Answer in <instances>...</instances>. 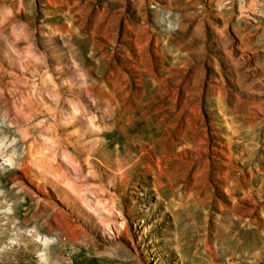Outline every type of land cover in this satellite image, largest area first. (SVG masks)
<instances>
[{
	"label": "rangeland",
	"instance_id": "1",
	"mask_svg": "<svg viewBox=\"0 0 264 264\" xmlns=\"http://www.w3.org/2000/svg\"><path fill=\"white\" fill-rule=\"evenodd\" d=\"M108 1L0 0V17L9 14L0 38V264H193L198 227L209 245L221 230L231 247L247 246L236 264H264L263 45L208 0ZM189 11L200 23L176 33ZM19 33L27 38L16 52L9 44ZM42 75L60 87L62 111L75 99L97 112L94 123L78 113L49 128L20 92ZM83 77L92 95L80 93ZM23 100L28 111L14 108ZM41 127L53 143L21 139ZM47 151L61 174L44 163Z\"/></svg>",
	"mask_w": 264,
	"mask_h": 264
},
{
	"label": "bare ground",
	"instance_id": "2",
	"mask_svg": "<svg viewBox=\"0 0 264 264\" xmlns=\"http://www.w3.org/2000/svg\"><path fill=\"white\" fill-rule=\"evenodd\" d=\"M88 1H100V0H88ZM137 1H135L136 3ZM209 3L215 4V8L218 10L219 13H222L223 15H228L229 21L233 23L234 26L237 28H242L244 23H247L248 25L241 29L242 31H245L246 34H248V39L252 40L254 37L258 38V43L263 45L264 49V16L262 19H259L260 13L259 11H264V0H208ZM114 3L115 5L120 6H128L131 4L130 0H110L108 2H105V4H108V8L110 7V4ZM19 4H15V6H18ZM236 5L239 6V12L235 13ZM122 9V7H120ZM182 17L179 19V22L177 25L172 28V30L178 32L186 33L188 32L193 26H196L200 23L201 20L197 19V14L195 11H189L185 12ZM189 19L190 22L182 25V19ZM249 18L255 20L257 19V23L254 25H250ZM9 19V14H3L2 17H0V38L3 32V27L6 24L7 20ZM235 20L236 23H235ZM253 29V32L251 31ZM27 38V35L24 33L15 34L12 36V41L14 43L9 44V47H11L16 52L19 51L17 48V43L24 42ZM40 44L41 42L38 41ZM45 47L51 48L48 44H44ZM34 57V55H32ZM29 61V58L27 59ZM27 65L32 64V62H25ZM61 75L63 74V71H60ZM85 79H82L83 83V90L80 92L81 94L85 93V95L91 94V89L88 84V81L86 77H83ZM67 82L73 86L76 81V77L74 76H68L66 78ZM25 86L28 88L26 91H20L21 97L28 99V101L31 104V107L33 108L34 112L37 113V115L45 117V124L49 126L51 129H57V125L59 124V117L61 115H65L68 120L72 121L73 123L78 122L80 119V116H78V113H81V115H85L88 118L89 124H93L94 120L97 118V112L95 114L91 113L90 109L84 105H81L79 101L75 99H71L69 97H66L68 101V108L70 109V106L72 107L70 111H62L60 109L63 100L61 98L60 94V87L56 84H54L55 79L50 75H42L41 78L36 80L31 79H24ZM17 90V89H16ZM27 93V96L25 94ZM92 95V94H91ZM47 96H51L53 98L52 100L49 99V103H46V99L48 100ZM23 101H20V104H17V107L14 108L17 109L22 104L24 107V110L28 111L30 109V106H27L23 104ZM53 116V117H52ZM50 117H52V121L49 120ZM37 126V125H36ZM35 126V127H36ZM43 127V126H42ZM40 128L39 134H34L31 130H26L25 132H22L21 139L23 141H31V142H39V135H43L41 137L42 142H54L47 133H44V129ZM79 135V130L77 131ZM31 136V138H30ZM14 139L9 143V145H15V142H13ZM26 144H31L29 142H25ZM42 144V143H41ZM39 145V143H37ZM44 145V144H43ZM44 148V146H43ZM42 152L44 149H39ZM45 155L49 156L44 163L50 165L54 171L60 172L59 169L61 166V161L57 158L56 154L49 153V151L44 152ZM16 154V148L13 147L9 157L7 160L9 162L14 161V157ZM64 158L70 161H73L71 157L67 153H64ZM76 169H78L77 166H75ZM129 168H126L124 170H127ZM122 170V171H124ZM264 173V171H263ZM16 182L22 183L23 179L21 178H15ZM263 194L260 195L262 197ZM83 199V203H86L89 205V202H87V199H85L83 196L80 197ZM264 201V198L262 199ZM183 203H189V201H184ZM190 206V205H187ZM230 221V220H228ZM231 222V221H230ZM238 222L234 221V224L236 225ZM196 230L197 234L194 235V238L198 239V244L194 250L195 255H192V257H189V260L192 261L193 264H200L201 262H206L207 259L202 257L200 254H205L207 257H209L208 264H212L211 262L214 260H229V264H236L234 261L231 260L233 256H235V253L237 252L240 256L248 250L247 246H243L241 243H233V246L231 247V244L228 245L227 242L228 238H233L232 234L230 232L225 231H219L216 233L215 237L217 240L211 241L210 245L208 243H204L202 238V233L200 232V228L198 227ZM219 246V247H218ZM218 247V248H217ZM203 259V260H202ZM213 264H216L215 262Z\"/></svg>",
	"mask_w": 264,
	"mask_h": 264
}]
</instances>
